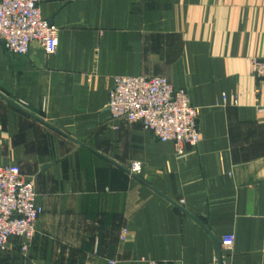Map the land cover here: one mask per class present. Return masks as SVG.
Segmentation results:
<instances>
[{
    "label": "crops",
    "instance_id": "obj_1",
    "mask_svg": "<svg viewBox=\"0 0 264 264\" xmlns=\"http://www.w3.org/2000/svg\"><path fill=\"white\" fill-rule=\"evenodd\" d=\"M39 4L59 49L0 42V163L34 180L44 212L27 249L0 247V264H264V80L250 69L264 57V0ZM115 75L186 88L197 147L178 155L112 118Z\"/></svg>",
    "mask_w": 264,
    "mask_h": 264
},
{
    "label": "built area",
    "instance_id": "obj_2",
    "mask_svg": "<svg viewBox=\"0 0 264 264\" xmlns=\"http://www.w3.org/2000/svg\"><path fill=\"white\" fill-rule=\"evenodd\" d=\"M0 40L10 53L27 54L37 42L47 54H54L59 49V29L43 16L39 0H0ZM250 69L264 80V58L251 59ZM107 109L112 118L140 123L159 141L173 142L178 155L201 141L199 109L192 105L186 88L175 86L166 77L112 76ZM141 170L140 161L131 164L132 173ZM43 212L34 180L25 177L19 165L0 163V247L20 239L26 248ZM234 243V235H224L221 250L231 251ZM220 264H228L224 256Z\"/></svg>",
    "mask_w": 264,
    "mask_h": 264
},
{
    "label": "water",
    "instance_id": "obj_3",
    "mask_svg": "<svg viewBox=\"0 0 264 264\" xmlns=\"http://www.w3.org/2000/svg\"><path fill=\"white\" fill-rule=\"evenodd\" d=\"M0 42L4 43L5 42L3 40H0ZM8 102H10L11 104L15 105L16 107H19V105L17 103H15L14 101L10 100V99H7ZM20 108V107H19ZM195 218V217H194ZM197 221H199L197 218H195ZM200 222V221H199Z\"/></svg>",
    "mask_w": 264,
    "mask_h": 264
},
{
    "label": "rangeland",
    "instance_id": "obj_4",
    "mask_svg": "<svg viewBox=\"0 0 264 264\" xmlns=\"http://www.w3.org/2000/svg\"><path fill=\"white\" fill-rule=\"evenodd\" d=\"M253 58L263 59L264 57H252L251 59H253ZM251 59H250V61H251ZM36 225H37V223H36ZM36 230H37V229H36ZM35 234H36V233H35ZM34 236H35V235H34ZM33 238H34V237H33ZM33 238H32V239H33ZM32 239H31V240H32ZM20 241H21V240H20ZM30 242H31V241H30ZM30 242H29V244H30ZM29 244H28V246H29ZM28 246H27V247H28ZM27 247L24 248V247H23V243H22V248H23V249H27Z\"/></svg>",
    "mask_w": 264,
    "mask_h": 264
}]
</instances>
